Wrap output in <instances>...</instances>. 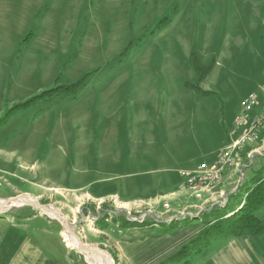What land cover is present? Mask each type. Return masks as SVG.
Instances as JSON below:
<instances>
[{
  "label": "rangeland",
  "instance_id": "obj_1",
  "mask_svg": "<svg viewBox=\"0 0 264 264\" xmlns=\"http://www.w3.org/2000/svg\"><path fill=\"white\" fill-rule=\"evenodd\" d=\"M100 17L99 25L92 22V25L81 26L77 33L74 32L72 53H64L62 59L56 58L59 63L64 61V65L57 73L53 87L35 94L27 87L18 92L11 88L14 83L10 84L7 99L0 106V119L7 116L0 124V199L28 195L40 204L55 207L67 224L68 221L73 224L75 234L86 245L106 252L113 264H134L124 253L121 235L117 233L131 225L127 220L130 216L145 215L147 220L134 227L151 229L160 224L157 232L173 228L168 224L173 217L174 222L181 221L175 222L176 226L195 225V235L142 264H190L194 255L241 237L216 236L213 224L238 213L254 183L264 176V148L257 150L252 157L243 154L250 146L242 150L241 171H236L239 192L229 196L230 203L225 195L223 200L217 199L213 203L193 197L183 203L173 200L175 196L152 204L147 201L123 202L119 196L94 200L91 197L83 199L79 193H63L48 178L46 171L40 169L34 174L31 167L25 170L26 165L33 166L34 150L26 158L17 150L38 148L33 116L38 113L34 107L40 101L58 94L77 95L86 85L87 92L90 90L94 98L101 93L106 99H114L115 83L122 90L126 88L124 92L116 89L115 97L120 92V98L127 100L132 84L141 81L145 86L150 83L143 75L145 72L149 75L151 72L152 83L173 84L177 79L171 69L172 58L166 59L169 54L177 57L174 60L179 61V72L183 73L179 82L185 89V121L178 124L184 134L182 138L185 142L194 140L197 145L210 146L225 139L224 146L227 145L229 134L235 127V117L241 110L242 98L251 92L261 93L260 87L264 85V0H148L136 2L132 7L102 11ZM17 56L0 48V65L9 68L11 79ZM195 61L205 66L202 72L208 69L202 81L195 76ZM81 79L84 83L75 86L76 90L72 92L48 95L8 114L17 104ZM46 107L48 109L49 105ZM247 171L248 175L244 177ZM165 202L171 204L170 211L163 207ZM238 203L239 208L230 211ZM257 215L264 217V209ZM22 230L27 234L34 231L54 233L69 257L68 263L90 264L84 254L66 245L63 235L66 226L61 220L29 204L0 213V264H8L17 255L12 249L13 244L2 239L6 234L1 232L17 237L16 233Z\"/></svg>",
  "mask_w": 264,
  "mask_h": 264
},
{
  "label": "crops",
  "instance_id": "obj_2",
  "mask_svg": "<svg viewBox=\"0 0 264 264\" xmlns=\"http://www.w3.org/2000/svg\"><path fill=\"white\" fill-rule=\"evenodd\" d=\"M136 2L148 0H0V48L15 57L22 53L12 69V79L9 68L0 65V106L12 87L18 92L31 88L35 94L53 87L64 65V61L59 63L56 58L72 53L74 32L92 22L99 25L102 11L132 7ZM169 58L177 81L158 85L152 83L151 72L150 75L145 72L143 75L150 83L142 86L141 81H136L127 100L120 98V92L115 97L116 89L126 90L115 83L114 99H106L101 93L94 98L86 85L77 95L58 94L40 101L34 107L38 113L33 116L38 148L17 150L24 158L34 150L33 166L26 165L25 170L31 167L35 174L42 169L61 192L79 193L83 199L106 200L119 196L123 202L151 204L175 196L173 200L183 203L193 199L178 191L182 181L180 172L194 170L202 162H215L225 139L215 146L197 145L194 140L186 144L178 128L185 121V89L179 82L183 73L179 72V61L174 60L177 57L169 54L166 59ZM260 91L256 92L259 103L251 116L263 108L264 85ZM238 132L235 123L229 142L237 138ZM262 148L264 135L262 141L251 145L243 154L252 157ZM41 165L45 168H38ZM247 175L248 171L244 177ZM236 182H239L236 171H227L220 185L202 200L213 203L223 200L225 195L229 200L231 194L239 192ZM239 204L230 211L234 212ZM172 225L167 232H157L160 224L151 229L131 224L117 233L130 261L142 264L196 233L195 225ZM1 233L6 234L2 239L12 243V249L17 252L8 264H70L54 233L34 231L29 235L22 230L16 233L17 237ZM209 249L194 255L190 264H264V233L230 239Z\"/></svg>",
  "mask_w": 264,
  "mask_h": 264
},
{
  "label": "built area",
  "instance_id": "obj_3",
  "mask_svg": "<svg viewBox=\"0 0 264 264\" xmlns=\"http://www.w3.org/2000/svg\"><path fill=\"white\" fill-rule=\"evenodd\" d=\"M258 103V95L255 92H251L241 100V112L235 118L239 130L237 138L222 148L215 162H202L194 170L181 171L182 181L178 191L187 193L188 197L202 200L206 193H210L220 185L227 171H241V151L262 141L264 135V105L257 115L251 116ZM163 207L168 211L171 210L169 202H165ZM147 218L145 215L130 216L127 220L131 224H141ZM171 220L173 221V217L169 219V222Z\"/></svg>",
  "mask_w": 264,
  "mask_h": 264
},
{
  "label": "trees",
  "instance_id": "obj_4",
  "mask_svg": "<svg viewBox=\"0 0 264 264\" xmlns=\"http://www.w3.org/2000/svg\"><path fill=\"white\" fill-rule=\"evenodd\" d=\"M29 36L26 38L28 41ZM202 65V66H201ZM195 76H197L198 81H202L208 69H202L205 67L203 64L195 61L194 64ZM81 83H84V80H79L78 82L67 85V86H58L49 91L36 96L34 99L28 100L24 103L17 104L13 106L8 114L13 113L17 110H21L29 106L34 100L42 99L48 95L54 93H68L72 90H76L75 86H80ZM7 117V116H6ZM6 117L0 119V124H2ZM264 209V176L259 178L255 183L254 187L248 192L246 197V202L243 207L239 210L238 213L232 215L229 218L221 219L216 221L213 225L217 233L216 236L225 235L228 237H237V236H246V235H258L264 233V217L257 215L258 211Z\"/></svg>",
  "mask_w": 264,
  "mask_h": 264
},
{
  "label": "bare ground",
  "instance_id": "obj_5",
  "mask_svg": "<svg viewBox=\"0 0 264 264\" xmlns=\"http://www.w3.org/2000/svg\"><path fill=\"white\" fill-rule=\"evenodd\" d=\"M28 195H21L14 197L15 199H10V201H7L5 203V199H0V208L2 209V212L7 211L8 209L14 207V206H23V204H30L31 201H35L31 198L27 197ZM55 207L51 206L50 209L44 211L48 215H50L53 218H57L63 222V224L66 226V231L63 232V235L65 236V242L67 246L74 247V249L78 250L82 254L85 255L86 260L90 264H113V261L111 257L104 251L100 250L99 248L95 246H89L86 245L72 230L69 223L67 224L65 218L55 211ZM64 215V214H63ZM83 243V244H82Z\"/></svg>",
  "mask_w": 264,
  "mask_h": 264
},
{
  "label": "water",
  "instance_id": "obj_6",
  "mask_svg": "<svg viewBox=\"0 0 264 264\" xmlns=\"http://www.w3.org/2000/svg\"><path fill=\"white\" fill-rule=\"evenodd\" d=\"M5 201H6L5 203H7V201H10V199H7ZM29 205H32V206L37 207V208H40L41 210H44V211L50 209V207H51V205H43V204H40L37 201H31ZM1 211H2V209L0 208V212ZM68 223H69L70 227L72 228V230L74 231L73 224H71L69 221H68Z\"/></svg>",
  "mask_w": 264,
  "mask_h": 264
}]
</instances>
